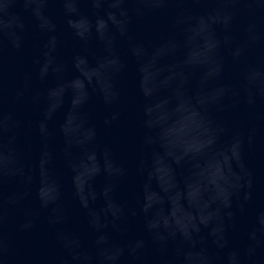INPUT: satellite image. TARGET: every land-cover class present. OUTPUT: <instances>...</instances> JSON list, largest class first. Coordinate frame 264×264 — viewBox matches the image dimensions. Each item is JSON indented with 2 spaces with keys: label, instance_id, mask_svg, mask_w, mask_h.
I'll list each match as a JSON object with an SVG mask.
<instances>
[{
  "label": "water",
  "instance_id": "obj_1",
  "mask_svg": "<svg viewBox=\"0 0 264 264\" xmlns=\"http://www.w3.org/2000/svg\"><path fill=\"white\" fill-rule=\"evenodd\" d=\"M0 264H264V0H0Z\"/></svg>",
  "mask_w": 264,
  "mask_h": 264
}]
</instances>
